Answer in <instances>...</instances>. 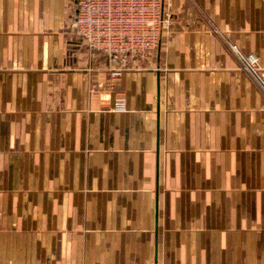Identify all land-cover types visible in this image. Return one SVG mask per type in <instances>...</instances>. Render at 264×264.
Returning a JSON list of instances; mask_svg holds the SVG:
<instances>
[{"label": "crops", "instance_id": "0c3cea01", "mask_svg": "<svg viewBox=\"0 0 264 264\" xmlns=\"http://www.w3.org/2000/svg\"><path fill=\"white\" fill-rule=\"evenodd\" d=\"M76 1L0 0V264H264V0H163L116 64Z\"/></svg>", "mask_w": 264, "mask_h": 264}, {"label": "built area", "instance_id": "2783aa9c", "mask_svg": "<svg viewBox=\"0 0 264 264\" xmlns=\"http://www.w3.org/2000/svg\"><path fill=\"white\" fill-rule=\"evenodd\" d=\"M170 26V15L165 12L163 0H77L72 24L78 38L91 52L104 55L113 64L122 57L157 49L164 29ZM244 64L264 89V77L255 70L256 57L249 56ZM122 72L110 70L109 81L92 85V91L113 88ZM114 111H126L123 96L116 99Z\"/></svg>", "mask_w": 264, "mask_h": 264}]
</instances>
